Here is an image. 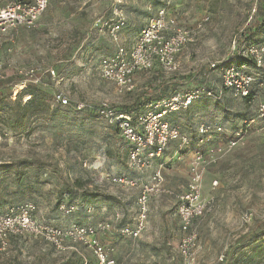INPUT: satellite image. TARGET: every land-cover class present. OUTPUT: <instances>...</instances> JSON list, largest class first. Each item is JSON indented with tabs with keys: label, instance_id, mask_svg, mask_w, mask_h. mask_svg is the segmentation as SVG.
<instances>
[{
	"label": "rangeland",
	"instance_id": "rangeland-1",
	"mask_svg": "<svg viewBox=\"0 0 264 264\" xmlns=\"http://www.w3.org/2000/svg\"><path fill=\"white\" fill-rule=\"evenodd\" d=\"M115 7L127 17L118 41L109 32ZM163 7L190 31L193 41L179 56L178 70L170 77H158L154 71L138 73L137 89L120 93L101 78L100 61L115 54L119 46L130 51L141 30ZM263 22L264 0H122L120 4L116 0H51L35 28L19 27L0 34V98L14 102L32 85L45 93L53 110L32 118L27 130L19 132L9 131L0 113L1 198L14 202L19 196L23 204L36 207L35 219L62 228L109 222L111 229L99 232L98 237L119 264H185L178 251L182 234L175 195L185 190L195 153L202 146L191 144L176 154L177 145H171L143 172L135 171L129 167L125 142L99 110L108 104L122 111L140 98L148 104L142 113L153 111L163 100H159L163 91L159 83L165 79L166 98L176 92L200 93L191 111L189 107L170 117V123L182 132L193 136L201 124L230 130L242 127L245 120L239 117L257 115L264 90L254 86L258 95L251 105L230 91L217 99L222 73L212 71L211 64L239 65L240 58L246 57L244 46ZM258 40L263 41L264 34ZM247 66L264 75V68ZM209 90L216 96H208ZM59 92L70 100L69 105L53 103ZM23 99L30 97L23 95ZM79 104L88 107L78 112L75 106ZM248 126L239 145L205 174L203 197L213 208L197 222L203 248L195 264H264V237L256 242L247 238L253 230L264 232V118ZM228 138L217 136L213 145L225 144ZM159 170L165 190L174 196L153 197L141 237L123 236L121 228L136 225L140 188L124 190L113 186L107 176L127 175L144 183ZM105 195L114 200L108 202ZM63 204L76 209L66 215ZM245 214L252 215L251 223L243 222ZM0 264L99 261L87 246L59 253L43 240L27 237L11 239L9 248L0 253Z\"/></svg>",
	"mask_w": 264,
	"mask_h": 264
},
{
	"label": "built area",
	"instance_id": "built-area-1",
	"mask_svg": "<svg viewBox=\"0 0 264 264\" xmlns=\"http://www.w3.org/2000/svg\"><path fill=\"white\" fill-rule=\"evenodd\" d=\"M50 1L12 0L5 3L0 0V34L19 27L35 28L47 11ZM120 3L122 0H116V4ZM126 22L127 17L123 10L115 7L109 20V32L114 41H118L119 30ZM101 25L102 22L98 20L96 26ZM191 41L193 39L190 31L179 24L168 8H162L141 30L130 51L124 46H119L115 54L100 61V76L103 80L114 84L120 93L133 92L136 89L135 78L138 73L150 72L156 66L166 74L175 73L178 70L177 60ZM244 49L246 57L253 61V65L257 69H263L264 43L247 44ZM217 65L211 64V69H215ZM254 86L264 90V75L250 71L247 65H231L222 72V90L218 92L217 99L221 98L223 91H230L239 98H247L252 94ZM207 95L216 96V93L209 90ZM199 98V92H178L162 101L155 110L134 117L120 114L108 104H103L99 110L108 125L118 129L127 147L129 167L135 171L143 172L151 162L161 158L172 143L177 145V154L191 144L205 147V149L201 147L195 153L186 189L175 195L182 234L178 251L185 264H195L196 252L199 248L197 222L213 208L212 202L203 197V183L208 167L239 145L245 138L249 124L264 118V103H260L255 119L245 122V125L238 129L230 130L220 125L201 124L195 135L190 136L170 123L168 117L189 108ZM53 103L64 107L70 104V100L59 92L55 94ZM87 107L86 104H79L75 106V110L79 112ZM217 136L229 138L225 144L213 145ZM107 179L113 186L124 190L140 188L136 225L120 229L123 236L134 240L141 237L146 229L151 199L161 194H174L165 190L164 178L160 170L154 172L144 183L127 175H108ZM217 184V181L213 182V186ZM61 209L64 214L69 215L75 211L76 206L63 205ZM87 210L90 213L93 209L89 207ZM35 212L36 207L33 204H23L0 213V253L9 248L11 239L30 237L43 240L59 253L78 252L79 246L84 245L93 251L99 264H118L98 237L99 232L111 229L109 222H99L95 225L74 223L62 228L38 221L34 218ZM115 216L119 219L118 212ZM242 220L245 224L251 223L252 215L245 214Z\"/></svg>",
	"mask_w": 264,
	"mask_h": 264
},
{
	"label": "trees",
	"instance_id": "trees-1",
	"mask_svg": "<svg viewBox=\"0 0 264 264\" xmlns=\"http://www.w3.org/2000/svg\"><path fill=\"white\" fill-rule=\"evenodd\" d=\"M166 8V7H163ZM264 34V22L262 23V28H260L257 32L251 34L250 36V42L247 44H259L264 43L263 41H259L258 38L261 37ZM262 42V43H261ZM248 64H253V61L249 57H241L240 58V63L239 65L230 63V64H218L215 69H211L212 71H220V73L224 72L229 66L231 65H236V66H244ZM154 71V74H156L158 77H161L162 75H165L167 77L168 74L164 73L158 66H156L153 70L150 71V73ZM173 76V75H171ZM168 81L165 79H162V81L159 83V88L163 89L161 91V94L159 96V100L163 99L166 100V92L165 89L167 87ZM228 92V91H227ZM132 92H130L131 94ZM178 93V92H176ZM174 93L173 96L176 94ZM23 95H26L27 97H30L29 100L24 101ZM258 95L255 91L250 94L249 97L247 98H240L242 99L247 105H251L254 103L255 97ZM172 97V96H171ZM169 97V98H171ZM161 100V101H163ZM147 102L145 101H140V98H136L135 102L129 106H126L122 111H117L120 114H127L130 116H136L142 113V109L148 105L146 104ZM194 103V102H193ZM61 107V106H60ZM193 104L190 106L191 111L193 109ZM188 109V108H187ZM141 110V112H140ZM52 108H51V103L48 101L46 95L42 90L35 88V86L28 85L22 94L14 100V102L0 98V113L4 114V123L7 126L9 131L13 132H19V131H25L27 130L30 121L32 118L40 116V115H45V114H51L52 113ZM256 116H252V114L249 113L246 114V116H240L241 120H245V122H249L253 119H255ZM244 126V125H243ZM241 127V126H239ZM234 128V129H238ZM113 128V127H112ZM117 135H119V131L117 128H113ZM120 136V135H119ZM127 149V148H126ZM128 151L126 150V154ZM81 185V184H79ZM18 196V195H17ZM108 202H111L114 200L112 196L105 195L103 196ZM20 197L18 196L17 198L14 199L13 201H7L6 199H2L0 196V213H5L7 212L10 208L17 207L20 205H23V203L19 200ZM22 203V204H21ZM66 205V204H63ZM62 205V206H63ZM61 206V207H62ZM258 223H256V226ZM264 237V232H257L256 230L252 231V235H248L247 238L248 240H252L253 242L258 241L259 239H262ZM51 246V245H50ZM119 264V262H117Z\"/></svg>",
	"mask_w": 264,
	"mask_h": 264
},
{
	"label": "crops",
	"instance_id": "crops-1",
	"mask_svg": "<svg viewBox=\"0 0 264 264\" xmlns=\"http://www.w3.org/2000/svg\"><path fill=\"white\" fill-rule=\"evenodd\" d=\"M25 1H27V0H25ZM34 1V0H33ZM33 1H31V2H33ZM30 2V1H29ZM99 66H100V63H99ZM138 75H136V78H135V80H136V84H137V87H138ZM137 89V88H136ZM174 114V113H173ZM173 114H171L169 117H168V120L170 121V117L173 115ZM172 123V122H171ZM173 124V123H172ZM175 143H172L171 145H174ZM171 145L168 147V148H170L171 147ZM169 149H167V151H168ZM177 154V153H176ZM149 179V178H148ZM187 187V186H186ZM186 189V188H185ZM205 217V216H204ZM201 220V219H200ZM200 220H198V223H199V221ZM202 248H203V246H202V243L199 241V248H198V250H197V252H196V256H197V253H199L201 250H202Z\"/></svg>",
	"mask_w": 264,
	"mask_h": 264
}]
</instances>
